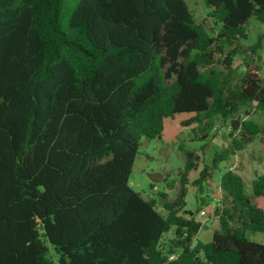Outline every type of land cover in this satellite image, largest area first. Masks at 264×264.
<instances>
[{"label":"trees","instance_id":"trees-1","mask_svg":"<svg viewBox=\"0 0 264 264\" xmlns=\"http://www.w3.org/2000/svg\"><path fill=\"white\" fill-rule=\"evenodd\" d=\"M202 2L215 32L185 0H0V264H264V242L249 238L264 237V211L235 172L220 178L208 243L185 210L193 151L180 147L164 214L129 185L140 139L161 136L164 119L192 113L184 125L207 134L241 108L264 114L259 69L234 67L249 23L264 24V0ZM263 46L264 33L249 51ZM238 136L199 172V194L264 126L243 121ZM252 194L264 198V175Z\"/></svg>","mask_w":264,"mask_h":264},{"label":"rangeland","instance_id":"rangeland-1","mask_svg":"<svg viewBox=\"0 0 264 264\" xmlns=\"http://www.w3.org/2000/svg\"><path fill=\"white\" fill-rule=\"evenodd\" d=\"M188 4L195 21L203 24L208 31H216L213 21L208 18V10L202 0H185ZM264 33V24L250 22L247 27V39L238 43L239 55L235 58L234 67L238 72L245 68L257 73L264 78V46L256 54L249 51V47L257 43L259 35ZM249 63L248 68L245 62ZM194 117L192 113H180L163 121V132L161 136L154 139L141 138L139 150L133 164L132 173L129 178L130 187L140 193L145 199H153L157 202V211L164 214L161 208V194H166L169 201L176 199L180 176L184 170L185 158L181 146L185 150L193 151L198 157L196 161L197 170L188 176L187 196L185 198V210L195 212V218L202 224V228L196 236V241L208 243L211 241L217 219L213 215L214 204L221 200L219 182L221 176L228 170L238 174L243 180V190L247 197L252 199L253 204L264 211V198H254L252 194V182L257 176L264 175V136H259L252 143L244 145L241 151H232L228 160L218 164L216 170L211 173V179L203 185V194H199L197 187L193 185L199 172L204 167H210L216 154L231 152V141L238 139V130L243 121L252 122L264 126V114L254 111L252 108H241L237 118L222 121L216 119L213 128L207 134L198 132L196 123L184 125ZM236 125L233 128L232 122ZM234 131V136L233 132ZM233 137V138H232ZM206 198L208 205L198 209L197 202ZM201 210L206 211L204 217H199ZM174 229L164 235L162 243L167 246L173 239ZM253 241L263 243L261 234H249ZM53 260L56 262L58 256L51 251Z\"/></svg>","mask_w":264,"mask_h":264},{"label":"built area","instance_id":"built-area-1","mask_svg":"<svg viewBox=\"0 0 264 264\" xmlns=\"http://www.w3.org/2000/svg\"><path fill=\"white\" fill-rule=\"evenodd\" d=\"M198 215H199V217H204L206 215V211L205 210L200 211Z\"/></svg>","mask_w":264,"mask_h":264},{"label":"water","instance_id":"water-1","mask_svg":"<svg viewBox=\"0 0 264 264\" xmlns=\"http://www.w3.org/2000/svg\"><path fill=\"white\" fill-rule=\"evenodd\" d=\"M232 126H233V128H236V125L234 124V121L232 122Z\"/></svg>","mask_w":264,"mask_h":264}]
</instances>
